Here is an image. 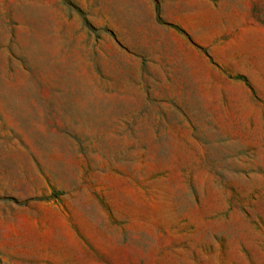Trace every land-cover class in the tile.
I'll use <instances>...</instances> for the list:
<instances>
[{"label": "rangeland", "instance_id": "obj_1", "mask_svg": "<svg viewBox=\"0 0 264 264\" xmlns=\"http://www.w3.org/2000/svg\"><path fill=\"white\" fill-rule=\"evenodd\" d=\"M129 1L0 0V264H264V0H150L200 90L153 83Z\"/></svg>", "mask_w": 264, "mask_h": 264}, {"label": "crops", "instance_id": "obj_2", "mask_svg": "<svg viewBox=\"0 0 264 264\" xmlns=\"http://www.w3.org/2000/svg\"><path fill=\"white\" fill-rule=\"evenodd\" d=\"M129 2L132 7V19L130 22L124 24L122 29L116 26V24L111 25V27L117 30L119 40L123 42L127 49L135 54H140L142 57L144 55L146 56V64L152 75H156L157 73L162 75L160 78H151L153 83L161 82L165 84L176 82L180 84L188 82L191 85L168 86L167 88H186L190 90H200L204 88V74L206 73V69L210 70L212 67L210 57L197 49L194 45L189 44L185 39H182L179 33L172 27L156 25L157 20L155 19V13L153 17H151L150 0H130ZM144 6L148 7V10H146V14L148 15L147 18H143L144 10H141V8ZM136 14H141L142 17L136 16ZM166 22L182 26L188 31L192 39L201 45H205L204 42L207 35L206 28L212 24L211 21L171 20ZM139 23H141L142 27L147 26V29H149V39L144 40L147 42V45L143 42V31L142 28H139ZM121 31L123 32L122 36L120 35ZM155 33L161 34L162 40H164L166 44L170 43L172 40L180 42L179 47L181 46L180 48L184 50L180 53L177 52L173 54L170 52V46H168L164 47L163 51H156L157 48L159 49V45H155L153 38H150V35H153L155 38ZM144 45L146 49L149 50L147 53H143ZM179 74H186L189 78L185 80V78L178 76Z\"/></svg>", "mask_w": 264, "mask_h": 264}]
</instances>
